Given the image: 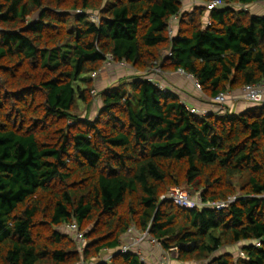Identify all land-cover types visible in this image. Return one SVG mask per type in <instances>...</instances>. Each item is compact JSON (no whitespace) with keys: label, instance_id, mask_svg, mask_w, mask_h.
<instances>
[{"label":"trees","instance_id":"obj_1","mask_svg":"<svg viewBox=\"0 0 264 264\" xmlns=\"http://www.w3.org/2000/svg\"><path fill=\"white\" fill-rule=\"evenodd\" d=\"M186 1L0 0V264H109L106 251L111 264H153L119 251L131 228L177 249L179 264H264V107L195 115L148 80L181 69L216 108L264 83V16ZM109 58L137 75L98 92ZM97 98L94 121L78 114ZM172 188L240 198L185 210L161 201ZM73 224L82 253L61 231Z\"/></svg>","mask_w":264,"mask_h":264},{"label":"built area","instance_id":"obj_2","mask_svg":"<svg viewBox=\"0 0 264 264\" xmlns=\"http://www.w3.org/2000/svg\"><path fill=\"white\" fill-rule=\"evenodd\" d=\"M199 0H191L190 3L194 5H199ZM208 13H210L213 10L223 9L224 7H235L241 11H247L248 7L243 5H227L224 2L220 0H213L208 3L203 4ZM183 11V10H182ZM94 20L95 18L92 17ZM180 15L175 16L171 19L168 27V34L170 38L172 39L175 36L177 24L179 22ZM168 57L171 56V52L167 53ZM109 65L113 64V59L109 58ZM122 66H125V63L120 64ZM164 75V72L158 67L153 70L154 77L149 78L148 80L153 82L158 86L160 90L163 92H170L169 89L165 88L161 83L158 81L160 75ZM178 75L187 77L193 81V84L197 90L200 91V86L196 80L191 75H187L183 70H178ZM156 76H158V79H156ZM244 100L248 103H252L254 105L258 106H264V83H261L259 85H250L246 86L241 89ZM233 98V93L228 92L227 94H221L217 98L213 100V103L217 104L219 112L222 111V113L228 112L227 103L229 99ZM190 112L195 115H201V116H208L213 114L212 112L204 109H197L196 107H189ZM239 196H235L232 198H229L227 201H221V202H204L202 198L199 196V198L194 199L191 197V195L180 188H172L169 193L162 196L161 201L162 202H168L172 203L173 205L185 209V210H194V209H214V210H224L230 207V205L236 203L238 201ZM264 199V196L261 197ZM65 229L73 235V237L76 239V241L79 243L80 246V252L82 253L84 250V247L86 246V239L83 232L80 231L79 227L75 224L65 226ZM136 229L131 228L127 231L124 238H122V247L119 250L122 253H134L137 256L141 258L143 262L146 263L144 251H143V244L146 243L151 249L158 248L161 252V257L157 262L159 264H172V252H177V249H171L169 251L163 250L160 243L152 238L149 234V232L140 233L136 231ZM135 233V234H134ZM114 252L106 251L104 252L103 256L100 258V260L104 263L111 264L114 259ZM76 264H95V263H85V261L82 259L79 263ZM150 264V263H146Z\"/></svg>","mask_w":264,"mask_h":264},{"label":"crops","instance_id":"obj_3","mask_svg":"<svg viewBox=\"0 0 264 264\" xmlns=\"http://www.w3.org/2000/svg\"><path fill=\"white\" fill-rule=\"evenodd\" d=\"M190 6H191V3L189 1L186 4V9H188ZM250 10L253 11L254 16H259V17L264 16V2H260V3L249 6L248 11ZM166 79L169 80L170 84L174 86L173 88H169L170 91L171 92L174 91L178 96H180V98H182L181 101L185 103L188 107H196L197 109L208 110L215 114H218V113L224 114L222 113V111L219 112L218 107L216 108L213 104L211 103L207 104V103L202 102V100H200L202 98V93L195 88L193 81L191 79L184 77V76H180L177 73L176 74L167 73ZM164 80L158 79L161 85H163L165 88L168 89L167 80L166 81ZM192 93H194L195 95L192 96ZM188 94H190V96ZM226 106L228 109H230V112H233L236 115H239L247 110L259 107L258 105H254L252 103L246 102L244 100V95L242 91L233 93V98L228 100V103Z\"/></svg>","mask_w":264,"mask_h":264},{"label":"rangeland","instance_id":"obj_4","mask_svg":"<svg viewBox=\"0 0 264 264\" xmlns=\"http://www.w3.org/2000/svg\"><path fill=\"white\" fill-rule=\"evenodd\" d=\"M189 1H191V0H187L186 2H184V6L189 2ZM194 6H196V5H194L193 3L191 4V6L189 7V9H187V10H190V8L191 7H194ZM184 10V9H183ZM249 14L251 15V16H254V14H253V11H249ZM112 65V64H111ZM118 66H120L121 68H126V70H121V69H119V68H116V67H118ZM112 67H115V68H113L112 70H110V66L107 68V69H104L102 72H101V77H100V79H99V84H98V86H97V91L98 92H100V91H102V90H104V89H106V87H108V86H111V85H113V84H115V83H117V82H120V81H122L123 79H127L129 76H134V75H137V72L135 73V72H133L132 71V69L129 67V66H127V65H125V66H122V65H116V66H113L112 65ZM149 75V74H148ZM150 75L151 76H149V78H151V77H154V75H153V72L152 73H150ZM156 79H158V76H156ZM159 79H162V80H164V81H166L167 79H166V73H164V75L162 74V75H160L159 76ZM121 83V82H120ZM119 83V84H120ZM165 83V82H164ZM167 83H168V86L167 85H165V86H167L168 87V89L169 88H173L174 86L173 85H171L170 84V82H169V80H167ZM119 84H117V85H119ZM169 91H170V89H169ZM199 91V90H198ZM101 104V102L99 101V98H97V103L95 104V105H93V109L92 110H90V111H88V112H86V111H84V112H86V113H84V112H79L78 114H81V116L83 117V116H85V115H87L88 114V117H89V119H90V121L92 122V121H94V119H95V117L97 116V111H98V106ZM260 108L261 107H264V106H259ZM258 107V108H259ZM84 110V109H83ZM71 123H73V122H71ZM182 189V188H181ZM184 191H186V192H188L189 193V191L187 190V189H183ZM190 194V193H189ZM199 196L200 195H197V196H191L192 198H194V199H197V198H199ZM61 231H63L64 233H68L67 232V230L66 229H63V230H61ZM71 233V232H70ZM135 233H136V231H135ZM134 233V234H135ZM69 234V233H68ZM146 243H144L142 246L144 247V249H143V251L144 252H146V253H151L150 252V248L147 246V244L145 245ZM150 249V250H149ZM232 252V253H236V250L234 249V248H230L229 250H227V252ZM224 253V252H223ZM220 254H222V253H220ZM219 254V255H220ZM145 260H146V262H153V264H159L158 262H157V259L159 260L160 259V257H161V252H160V250L159 249H157V251H155V256H152V259L154 258V260L155 261H150L151 260V256H147L146 254H145ZM157 258V259H156ZM171 260H172V264H179L178 262H177V252H172V258H171ZM152 264V263H151Z\"/></svg>","mask_w":264,"mask_h":264},{"label":"clouds","instance_id":"obj_5","mask_svg":"<svg viewBox=\"0 0 264 264\" xmlns=\"http://www.w3.org/2000/svg\"><path fill=\"white\" fill-rule=\"evenodd\" d=\"M200 1V0H199Z\"/></svg>","mask_w":264,"mask_h":264}]
</instances>
